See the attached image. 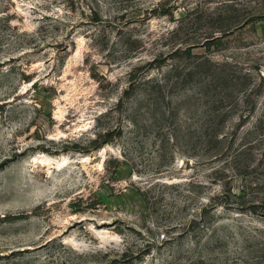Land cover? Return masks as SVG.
I'll use <instances>...</instances> for the list:
<instances>
[{"label":"rangeland","instance_id":"374dc122","mask_svg":"<svg viewBox=\"0 0 264 264\" xmlns=\"http://www.w3.org/2000/svg\"><path fill=\"white\" fill-rule=\"evenodd\" d=\"M0 264H264V0H0Z\"/></svg>","mask_w":264,"mask_h":264}]
</instances>
